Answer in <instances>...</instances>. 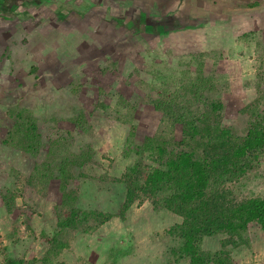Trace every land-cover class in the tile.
<instances>
[{"label": "rangeland", "instance_id": "rangeland-1", "mask_svg": "<svg viewBox=\"0 0 264 264\" xmlns=\"http://www.w3.org/2000/svg\"><path fill=\"white\" fill-rule=\"evenodd\" d=\"M136 12L151 30L136 22ZM197 70L211 77L206 94L222 103L220 123L243 134L252 118L239 110L258 96L259 76L264 92V0H0V264L6 256L41 264L59 193L55 180L39 189L25 177L59 135L68 137L71 151H91L74 168L80 171L71 181L74 206L110 214L102 223L89 220L91 230L65 233L59 260L184 264L171 261L175 242L166 235L182 211L153 208L139 197L121 214L120 179L136 161L132 151L122 153L130 130L135 144L158 133L165 122L151 101ZM11 107L37 119L41 145L34 156L1 141ZM76 112L80 126L69 119ZM171 133L178 139L179 127ZM8 190L9 211L2 197ZM211 193L236 200L264 195V149L241 177L217 182L205 197ZM218 238H203L201 247L216 249ZM243 238L231 251L234 263L264 264V231L249 223Z\"/></svg>", "mask_w": 264, "mask_h": 264}, {"label": "trees", "instance_id": "trees-1", "mask_svg": "<svg viewBox=\"0 0 264 264\" xmlns=\"http://www.w3.org/2000/svg\"><path fill=\"white\" fill-rule=\"evenodd\" d=\"M13 7L8 11H12ZM144 15L143 12H136V22L143 29L151 30V24L143 20ZM61 18L65 19V16L61 15ZM129 19L130 23L134 21ZM160 26L166 28L167 24L162 22ZM160 26H157L158 30ZM209 81L211 77L201 76L200 70L192 79H179L174 89H163L159 97L151 101L165 122V125H160V131L144 136L140 143L135 144L132 142L133 131L130 130L122 153L126 155L132 151L136 161L120 179L124 183V193L119 211L122 214L139 197L149 200L153 208H177L182 211L181 220L166 230V235L175 242L174 247L169 249L172 260H168L183 261L184 264H235L230 254L232 249L246 243L243 235L248 224L255 223L264 231V195L239 200L223 198L220 193L218 196L211 193L213 198L208 196L211 200L205 196L217 182L241 177L264 149L263 81L259 76L255 84L258 96L239 110L252 118L243 134L220 123L218 112L222 103L206 94L211 85ZM8 115L11 123L6 127L2 143L36 155L41 145L36 117L28 110L17 107L9 108ZM69 119L77 126L84 121L80 112ZM175 126L179 127L178 139H174L171 133ZM48 143L46 156L34 164L25 179L27 185L39 189L47 188L51 180L56 181L59 193L58 204L53 207L57 216L56 228L50 237L44 238L46 247L39 261L41 264H63L59 258L64 234L80 227L85 230L91 219H99L98 223H102L110 214L74 206L76 190L71 187V181L77 172L80 174L74 168L80 170L88 162L90 148H79L78 152H73L68 149V137L60 135ZM143 158L145 163L141 162ZM6 193L2 197L9 211L13 196L9 190ZM185 206L188 208L185 209ZM93 228L89 226L88 230ZM213 236H219L218 247L203 249V238ZM33 262V258H3V264Z\"/></svg>", "mask_w": 264, "mask_h": 264}]
</instances>
